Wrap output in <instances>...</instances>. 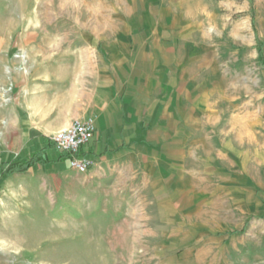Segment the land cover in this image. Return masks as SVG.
Returning a JSON list of instances; mask_svg holds the SVG:
<instances>
[{"label":"rangeland","instance_id":"1","mask_svg":"<svg viewBox=\"0 0 264 264\" xmlns=\"http://www.w3.org/2000/svg\"><path fill=\"white\" fill-rule=\"evenodd\" d=\"M97 51L132 136L0 174V264H264V0H0V166L37 148L7 109L27 59Z\"/></svg>","mask_w":264,"mask_h":264},{"label":"crops","instance_id":"2","mask_svg":"<svg viewBox=\"0 0 264 264\" xmlns=\"http://www.w3.org/2000/svg\"><path fill=\"white\" fill-rule=\"evenodd\" d=\"M140 45L149 48V44L143 42H138L137 48ZM154 59L153 55L142 56L137 70L151 72L150 60ZM27 60L35 65V73H30L31 78L15 92V99L7 104V109L24 114L25 135L33 137L31 144L37 146L35 152H41L43 158L55 159L54 150L46 148L43 136L67 127L76 118L88 116L97 119L95 136L86 148L91 158H103L128 143L132 136L130 129H134L136 121L124 117L125 97L119 90L117 77L122 71L113 64L116 56H105L97 51L92 56L77 58L40 56ZM147 88L150 85H141L142 91ZM169 104L168 119L174 112L172 102ZM198 151L215 161V149L210 142L204 143Z\"/></svg>","mask_w":264,"mask_h":264},{"label":"built area","instance_id":"3","mask_svg":"<svg viewBox=\"0 0 264 264\" xmlns=\"http://www.w3.org/2000/svg\"><path fill=\"white\" fill-rule=\"evenodd\" d=\"M96 130L95 117L76 118L67 127L52 134L48 143L59 156L67 158L70 168L86 173L92 166V160L81 155V151L92 141Z\"/></svg>","mask_w":264,"mask_h":264},{"label":"trees","instance_id":"4","mask_svg":"<svg viewBox=\"0 0 264 264\" xmlns=\"http://www.w3.org/2000/svg\"><path fill=\"white\" fill-rule=\"evenodd\" d=\"M42 158L41 152H35L33 155H31L30 158L26 159L23 162L20 163H14L8 162V163H2L0 166V174L2 175H10L13 173H21L28 171L32 166L38 163H45V161Z\"/></svg>","mask_w":264,"mask_h":264}]
</instances>
